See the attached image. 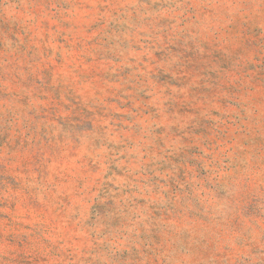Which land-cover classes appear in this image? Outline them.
<instances>
[{"label":"rangeland","instance_id":"obj_1","mask_svg":"<svg viewBox=\"0 0 264 264\" xmlns=\"http://www.w3.org/2000/svg\"><path fill=\"white\" fill-rule=\"evenodd\" d=\"M0 264H264V0H0Z\"/></svg>","mask_w":264,"mask_h":264}]
</instances>
